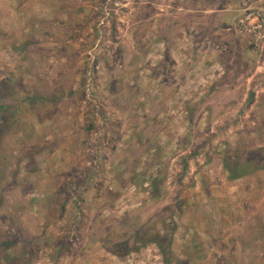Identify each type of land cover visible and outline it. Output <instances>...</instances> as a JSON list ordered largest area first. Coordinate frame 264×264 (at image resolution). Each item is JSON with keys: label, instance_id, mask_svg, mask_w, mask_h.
Here are the masks:
<instances>
[{"label": "rangeland", "instance_id": "1", "mask_svg": "<svg viewBox=\"0 0 264 264\" xmlns=\"http://www.w3.org/2000/svg\"><path fill=\"white\" fill-rule=\"evenodd\" d=\"M259 7L0 0V226L38 236L31 264H264V38L238 25Z\"/></svg>", "mask_w": 264, "mask_h": 264}, {"label": "trees", "instance_id": "2", "mask_svg": "<svg viewBox=\"0 0 264 264\" xmlns=\"http://www.w3.org/2000/svg\"><path fill=\"white\" fill-rule=\"evenodd\" d=\"M10 92H12L10 88L4 85L3 95H8ZM4 98L7 100L9 97L2 96L0 98V144L2 145L5 142L3 137L9 133L10 127L12 131H17L21 127L20 122H18V117H16L15 114L17 113L16 108L13 109L15 105H13V103L12 106L10 103L6 104ZM2 145H0V147ZM8 155L10 157L0 155V207L5 194L11 191L10 189L15 185L19 177L20 163L12 154ZM240 176L241 172L235 171L233 178H239ZM2 183H9V186L5 187ZM63 201L64 203L60 207V215H62L65 210V204L70 201V195L67 194ZM78 208V206H75L74 209H72L73 213L77 212ZM2 226H0V264H31L37 255V243L38 240H40L37 238L38 236H31L18 227L14 228L13 231H9L8 229L4 230L5 228H2ZM9 227L10 226L7 225L6 228ZM136 239V241H144L145 237L137 236ZM154 240L159 241L160 238H154ZM127 244L128 242H124L119 248L123 251L119 254L122 257L126 255V252L129 250ZM13 247L20 249L19 255L14 253ZM165 262L166 264H171L168 257H166Z\"/></svg>", "mask_w": 264, "mask_h": 264}, {"label": "built area", "instance_id": "3", "mask_svg": "<svg viewBox=\"0 0 264 264\" xmlns=\"http://www.w3.org/2000/svg\"><path fill=\"white\" fill-rule=\"evenodd\" d=\"M256 13L258 18L257 25L252 26V24L246 22V20L250 17V13H248L246 16L243 15L240 19H238V25L241 31L250 34L252 37H256L255 40H258L264 38V11L259 7Z\"/></svg>", "mask_w": 264, "mask_h": 264}]
</instances>
